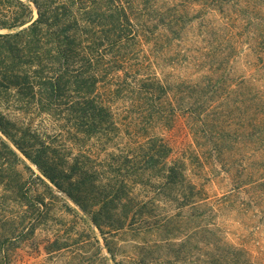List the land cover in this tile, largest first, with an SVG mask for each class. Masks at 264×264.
Instances as JSON below:
<instances>
[{"label":"trees","instance_id":"obj_1","mask_svg":"<svg viewBox=\"0 0 264 264\" xmlns=\"http://www.w3.org/2000/svg\"><path fill=\"white\" fill-rule=\"evenodd\" d=\"M57 221L82 264H264V0H0V264Z\"/></svg>","mask_w":264,"mask_h":264},{"label":"rangeland","instance_id":"obj_2","mask_svg":"<svg viewBox=\"0 0 264 264\" xmlns=\"http://www.w3.org/2000/svg\"><path fill=\"white\" fill-rule=\"evenodd\" d=\"M164 138L169 142L172 147L171 157L181 156V153L191 147L192 137L191 133L187 125L185 124L184 119L181 117L177 119L174 126L170 129H165L163 131ZM34 169L35 167L32 166ZM206 189L209 191V194H219L226 188L225 183L211 182L206 184ZM70 203V202H69ZM71 206L73 204L70 203ZM81 225H69L66 223H60L57 221L56 223L49 222L46 226H39L36 229L35 236L32 238H28L27 240H23L20 242H16L7 246V252L11 257V264H47L49 263L48 255L45 253L43 247L45 246L46 241L50 239V241L54 237L53 231L55 229L60 230V236L65 242H67V248L65 249V254L61 255L60 259L55 260L57 264H82L83 259V251L82 248L84 244V239L81 233ZM230 231L237 235L240 231L239 225L236 222L230 223ZM231 240L236 241L235 238L230 234ZM131 238L129 235L118 237L119 243H125L123 241H127ZM98 239L101 242L100 237ZM124 245V244H123ZM127 253L131 251V249L126 247ZM102 253L107 257L105 262L98 261L96 259V263L94 264H113L109 255L104 251ZM78 254V255H77ZM201 259V258H200ZM187 264V263H185Z\"/></svg>","mask_w":264,"mask_h":264}]
</instances>
